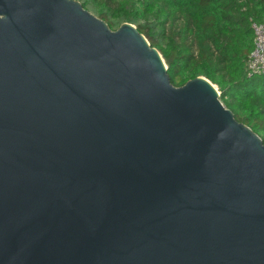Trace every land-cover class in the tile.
<instances>
[{"label":"water","instance_id":"obj_1","mask_svg":"<svg viewBox=\"0 0 264 264\" xmlns=\"http://www.w3.org/2000/svg\"><path fill=\"white\" fill-rule=\"evenodd\" d=\"M220 95L79 0H0V264H264V141Z\"/></svg>","mask_w":264,"mask_h":264},{"label":"trees","instance_id":"obj_2","mask_svg":"<svg viewBox=\"0 0 264 264\" xmlns=\"http://www.w3.org/2000/svg\"><path fill=\"white\" fill-rule=\"evenodd\" d=\"M112 29L134 24L159 50L171 81L204 76L235 117L264 141V73L250 75L252 21L264 22V0H79Z\"/></svg>","mask_w":264,"mask_h":264},{"label":"built area","instance_id":"obj_3","mask_svg":"<svg viewBox=\"0 0 264 264\" xmlns=\"http://www.w3.org/2000/svg\"><path fill=\"white\" fill-rule=\"evenodd\" d=\"M254 30V49L247 60L250 75L264 73V22L252 21Z\"/></svg>","mask_w":264,"mask_h":264},{"label":"rangeland","instance_id":"obj_4","mask_svg":"<svg viewBox=\"0 0 264 264\" xmlns=\"http://www.w3.org/2000/svg\"><path fill=\"white\" fill-rule=\"evenodd\" d=\"M216 86V85H215ZM216 88H217V90H218V92H219V94H220V91H219V89H218V87L216 86Z\"/></svg>","mask_w":264,"mask_h":264}]
</instances>
